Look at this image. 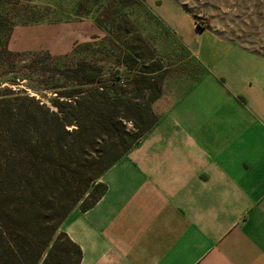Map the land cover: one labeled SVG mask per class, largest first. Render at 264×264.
I'll return each instance as SVG.
<instances>
[{
	"label": "crops",
	"instance_id": "obj_1",
	"mask_svg": "<svg viewBox=\"0 0 264 264\" xmlns=\"http://www.w3.org/2000/svg\"><path fill=\"white\" fill-rule=\"evenodd\" d=\"M215 41L99 177L103 194L61 223L79 264H264V55ZM229 53L250 67L208 78Z\"/></svg>",
	"mask_w": 264,
	"mask_h": 264
},
{
	"label": "trees",
	"instance_id": "obj_2",
	"mask_svg": "<svg viewBox=\"0 0 264 264\" xmlns=\"http://www.w3.org/2000/svg\"><path fill=\"white\" fill-rule=\"evenodd\" d=\"M10 28L0 29V59L9 62L20 55L7 48ZM35 56L28 68L37 69ZM119 57L128 73L117 68L99 80L101 68L81 63L70 88L51 100L55 109L0 87V264H79L81 250L61 223L97 201L99 177L158 119V66H143L135 52Z\"/></svg>",
	"mask_w": 264,
	"mask_h": 264
},
{
	"label": "rangeland",
	"instance_id": "obj_3",
	"mask_svg": "<svg viewBox=\"0 0 264 264\" xmlns=\"http://www.w3.org/2000/svg\"><path fill=\"white\" fill-rule=\"evenodd\" d=\"M9 28V49L20 55L0 59V87L55 109L51 100L70 88L81 63L101 68L96 80L117 68L125 75L119 55L135 52L143 66H158V112L170 93L199 76L200 58L215 40L264 55V0H0L2 34ZM34 54L37 69L25 61ZM220 61L210 64L208 78L242 73L251 63L231 53Z\"/></svg>",
	"mask_w": 264,
	"mask_h": 264
}]
</instances>
